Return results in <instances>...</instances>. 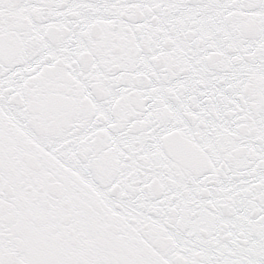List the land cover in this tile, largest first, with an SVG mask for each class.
I'll list each match as a JSON object with an SVG mask.
<instances>
[{
  "label": "snow or ice",
  "instance_id": "1",
  "mask_svg": "<svg viewBox=\"0 0 264 264\" xmlns=\"http://www.w3.org/2000/svg\"><path fill=\"white\" fill-rule=\"evenodd\" d=\"M0 264H264V0H0Z\"/></svg>",
  "mask_w": 264,
  "mask_h": 264
}]
</instances>
